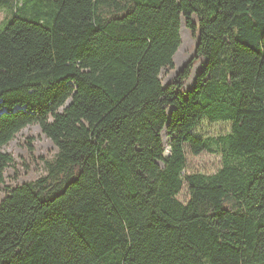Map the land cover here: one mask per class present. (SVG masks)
Instances as JSON below:
<instances>
[{
    "label": "trees",
    "instance_id": "trees-1",
    "mask_svg": "<svg viewBox=\"0 0 264 264\" xmlns=\"http://www.w3.org/2000/svg\"><path fill=\"white\" fill-rule=\"evenodd\" d=\"M22 1L0 29V182L29 124L58 153L0 200V264H264V0ZM182 19L195 56L164 85ZM187 149L222 165L185 175Z\"/></svg>",
    "mask_w": 264,
    "mask_h": 264
},
{
    "label": "rangeland",
    "instance_id": "rangeland-1",
    "mask_svg": "<svg viewBox=\"0 0 264 264\" xmlns=\"http://www.w3.org/2000/svg\"><path fill=\"white\" fill-rule=\"evenodd\" d=\"M22 0H8L4 7L0 8V29L5 21L13 17V11L21 7ZM18 15L23 16L19 11ZM181 45L174 56V67L164 69L161 79L164 85L173 80L181 70L195 56L197 35L191 31L182 19L181 23ZM206 63L205 58L198 59L194 64L191 77L188 80L185 91L193 88L196 76L203 70ZM229 121L212 122L204 118L195 128V133L203 137H218L230 131ZM166 154L170 151V137L166 131L162 133ZM209 150L199 155H192L186 150L187 165L185 175L192 172L205 174L215 173L222 165L220 152ZM5 153L13 157V162L7 167L4 179L0 182V200L4 197L6 189L26 182H34L47 175V169L54 161L58 149L53 141L46 136L39 124L33 123L23 128L7 145L3 147ZM188 198L187 184L179 194L181 201Z\"/></svg>",
    "mask_w": 264,
    "mask_h": 264
}]
</instances>
